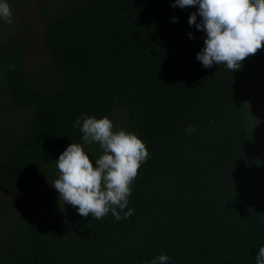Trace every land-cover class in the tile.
Returning <instances> with one entry per match:
<instances>
[{"label": "trees", "instance_id": "1", "mask_svg": "<svg viewBox=\"0 0 264 264\" xmlns=\"http://www.w3.org/2000/svg\"><path fill=\"white\" fill-rule=\"evenodd\" d=\"M35 1L48 59L33 70L17 37L21 0H7L10 25L0 20V264H151L161 254L167 264H256L264 122L252 105L264 93V48L238 71L205 68L196 56L206 33L188 23L198 5ZM82 116L118 119L148 148L120 220L84 218L55 197L56 161L71 143L93 164L103 154L83 144ZM43 191L58 204L34 212Z\"/></svg>", "mask_w": 264, "mask_h": 264}, {"label": "clouds", "instance_id": "2", "mask_svg": "<svg viewBox=\"0 0 264 264\" xmlns=\"http://www.w3.org/2000/svg\"><path fill=\"white\" fill-rule=\"evenodd\" d=\"M197 5L198 13H192L188 23L206 33L204 47L196 56L205 68L224 64L231 72L238 71L247 57L264 48V0H174L172 7ZM197 14L200 23L196 22ZM12 19L7 0H0V20L10 25ZM189 38H193L191 34ZM74 127L82 132L83 144L98 143L103 154L93 164L82 144L71 143L56 161L59 175L52 187L63 204L76 207L84 218L91 214L101 219L111 212L120 220L117 209L127 207L130 186L141 164L149 159L148 148L137 134L114 131L108 116H82ZM132 214L129 209L124 218ZM169 259L167 254H161L151 264H167ZM255 259L256 264H264V247L259 248Z\"/></svg>", "mask_w": 264, "mask_h": 264}, {"label": "rangeland", "instance_id": "3", "mask_svg": "<svg viewBox=\"0 0 264 264\" xmlns=\"http://www.w3.org/2000/svg\"><path fill=\"white\" fill-rule=\"evenodd\" d=\"M22 6L19 15L20 29L17 37L21 38L28 47V54L25 60V68L34 69V63L43 64L48 59L47 36L45 26L39 20V12L41 4L35 0H21ZM256 101V102H255ZM252 108L255 111L254 117L257 122H264V93H258L254 96ZM18 120V118L16 117ZM15 120V119H14ZM119 120L114 123V131L120 130ZM53 188V187H52ZM55 197H59V193H55ZM59 199V198H57ZM56 198H53L43 191V202L38 205L34 204L30 209L37 212L45 208H52L58 204ZM31 211V210H30Z\"/></svg>", "mask_w": 264, "mask_h": 264}]
</instances>
